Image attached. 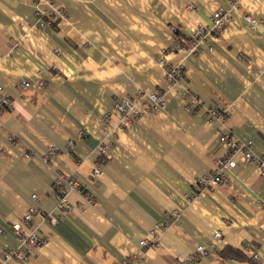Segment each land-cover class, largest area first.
Returning <instances> with one entry per match:
<instances>
[{"label":"crops","instance_id":"0c3cea01","mask_svg":"<svg viewBox=\"0 0 264 264\" xmlns=\"http://www.w3.org/2000/svg\"><path fill=\"white\" fill-rule=\"evenodd\" d=\"M220 7L230 9L227 0H0V86L13 103H0V253L18 247L11 223L30 206L56 211L58 177L76 179L93 200L71 192L74 209L52 238L9 264H264V176L256 166L240 162L211 190L194 184L227 152L221 134L253 140L264 157V24L245 18L264 20V0H238L199 55L175 49ZM37 9L53 11L45 26ZM180 63L185 76L167 91V107L123 129L114 112L120 97L167 87L168 68ZM23 80L31 85L20 87ZM212 106L229 108L223 122L211 120ZM108 133L112 159L95 178ZM198 245L210 254L181 262ZM226 248L244 258L224 257Z\"/></svg>","mask_w":264,"mask_h":264},{"label":"built area","instance_id":"2783aa9c","mask_svg":"<svg viewBox=\"0 0 264 264\" xmlns=\"http://www.w3.org/2000/svg\"><path fill=\"white\" fill-rule=\"evenodd\" d=\"M230 9L238 8V0H227ZM220 7L214 11L210 21L206 23H200L198 27L187 36L184 41H179L176 44V50H186L194 55H199L205 48L204 43L208 35L220 36L223 30L226 28L230 21L229 10ZM56 12L60 17H64L63 10L58 7ZM53 14V11L37 9L36 17L38 18L40 25L45 26L47 19ZM246 21L256 28L259 25L264 24V20L255 18L253 15L245 16ZM185 76V66L183 63L170 66L167 70L166 78L168 86L155 90H140L133 95H124L120 97L119 101L115 104L114 112L120 116V126L123 129H127L131 124L141 119L142 117L150 114L163 111L167 107L166 93L170 89H175L181 85L182 79ZM30 82L21 81L20 87L30 86ZM38 86L43 87L45 85L44 80H40L37 83ZM0 103L2 108L10 107L13 105L10 97L4 93L3 88L0 86ZM188 109H191L188 106ZM211 120L218 119L224 121L226 115L229 114V108L212 106L208 109ZM110 118L109 114L106 115L105 120ZM108 133L103 139L100 140L97 146V154L99 161L96 167H94L92 175L97 178L101 175L102 170L99 167L100 163L109 161L112 159V147L113 140ZM222 142L228 144V150L225 155L218 161V164L210 175H203L198 177L195 181V187L197 190H211L214 187L225 183L228 180L229 172L238 168L241 163L252 164L256 166L260 175L264 176V157L256 154L253 151L254 141H243L235 136L229 134L220 135ZM72 139L68 140V144L72 145ZM56 147H53L48 151V154L44 156V161L47 162L50 156H53L56 152ZM32 153H27L26 157H32ZM55 196L58 200L57 208L54 213L44 214L35 206H30L27 212L22 216L20 220H14L11 226L16 234L19 245L15 249H6L0 253V264H9L10 261H27L30 257L36 254V251L40 249L45 243L52 238V233L55 231L57 223L64 218L67 212L73 210V206L70 204L68 195L73 192H79L86 196V200L92 203L91 196L88 195V187L82 186L76 179L58 177L54 182ZM36 200L38 197L36 194L32 197ZM41 212V213H40ZM42 214L43 220L39 223H34V216L36 214ZM166 224L161 223L159 226L164 227ZM152 236H155V231L151 232ZM222 237L221 231L214 233V240H219ZM156 243L157 239L151 240ZM142 245H147L148 240L141 241ZM210 248L214 249L215 244H210ZM210 254L209 247L198 245L196 251L187 255L181 260L183 263L194 262L199 256H208ZM255 263H260V256L257 253H253L251 256ZM127 262H124L126 264Z\"/></svg>","mask_w":264,"mask_h":264},{"label":"trees","instance_id":"16d2710c","mask_svg":"<svg viewBox=\"0 0 264 264\" xmlns=\"http://www.w3.org/2000/svg\"><path fill=\"white\" fill-rule=\"evenodd\" d=\"M221 254L227 258H238V259L244 258V256H242V253L231 248H226L221 252ZM250 260L253 261L252 258H250Z\"/></svg>","mask_w":264,"mask_h":264}]
</instances>
